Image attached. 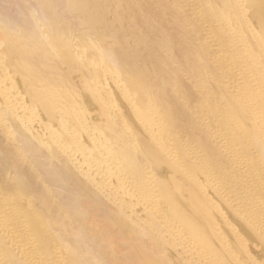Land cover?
Instances as JSON below:
<instances>
[{
	"label": "bare ground",
	"instance_id": "1",
	"mask_svg": "<svg viewBox=\"0 0 264 264\" xmlns=\"http://www.w3.org/2000/svg\"><path fill=\"white\" fill-rule=\"evenodd\" d=\"M21 1L65 67L0 0V264H264V0Z\"/></svg>",
	"mask_w": 264,
	"mask_h": 264
},
{
	"label": "rangeland",
	"instance_id": "2",
	"mask_svg": "<svg viewBox=\"0 0 264 264\" xmlns=\"http://www.w3.org/2000/svg\"><path fill=\"white\" fill-rule=\"evenodd\" d=\"M18 1H20V8H19V12L23 15V20H25V18H26V20L30 17V19H28L29 21L30 20H32V24H34L35 25V31L37 32V35L39 36V37H41V39L43 40V48H46V49H50L49 51V53L50 54H52V56L50 55L49 57H47V56H45L44 54H39L38 55V58L42 61V62H45V63H47V68H46V70H44V73L45 74H52V73H54L55 71H56V67L58 66V68L59 67H62L61 65H63L61 62H59L60 60H58V58H54L55 56H56V54H57V52L53 49V47L52 46H50L49 47V43L46 41V39L48 38L45 34H43L42 33V27H41V25H40V22L37 20V18H35L36 16L33 14V12L34 13H36V11L38 10V8H37V6H35V7H33L34 9H32L29 5H24V3H23V1H21V0H18ZM155 0H151V4H155ZM0 5H2V3L0 2ZM23 5V6H22ZM22 6V7H21ZM30 8V9H29ZM165 8H167V12H165V14L164 15H161L160 17H163L165 20H169L170 18H169V16H168V14H170V12H173V14H174V17H175V21H176V23H179L183 28H186L187 26L184 24V19H183V17H191L192 16V18L194 19L193 21H192V23H193V27H195L197 30L199 29V30H201V31H199L200 32V34H202V35H204V34H206L207 33V31H208V28H210L213 24L212 23H210V22H208V21H203V20H199V18H197L198 17V14L196 13V14H191V8H190V6H189V4L187 3V2H185V1H183L182 3H180V5H179V7L178 8H176V9H173V6L168 2V3H166L165 4ZM37 9V10H36ZM34 10H36V11H34ZM225 11H226V9H225ZM28 14H27V13ZM30 12H32V14L30 13ZM26 14H27V16H29L28 18H27V16H26ZM33 17H34V19H33ZM49 19V18H48ZM50 20H45V22L46 23H48ZM27 22V21H26ZM31 24V25H32ZM188 29V28H187ZM205 32V33H204ZM179 37H181V35H178L176 38H179ZM222 42H224V41H222L221 39H220V36H219V43L217 42V46H220V48L222 49L223 48V44H222ZM79 43H77L76 41H73L72 42V49L74 50L73 51V54H74V56H75V62L77 63V67H78V63H79V67H81V68H77L76 69V72H75V75H73V77H72V80H71V78L70 77H68V78H64V80H62L61 81V84L64 86V87H69L71 84V82L73 83L72 85H73V87H75V88H77V86H75L74 85V83L75 82H78V80H79V82L78 83H80V88H77V89H70V92H69V94L71 95L72 94V96H76L77 97V94H79L78 95V99L81 97V95H80V91H78V89H81V88H83V85L85 84V83H91L92 81H94V74H97L98 73V70L100 69V67H99V65L97 64V61L95 62V59L93 60L92 58H89V57H86L85 56V52L83 51V50H78L79 49ZM3 48V43L0 41V62H2V63H4V61H6V58H5V55H4V53H3V51H1V49ZM40 49V48H39ZM52 58H54L53 59V61H55V65H52L51 66V60H52ZM12 62H14L13 61V59H10ZM58 60V61H57ZM59 62V63H58ZM2 63H0V64H2ZM59 64H60V66H59ZM64 66V65H63ZM65 67V66H64ZM67 68V67H66ZM65 68V69H66ZM53 69H54V72H53ZM57 70H59V69H57ZM68 68L66 69V70H63V68H60V71H62V73L66 76V74L68 73ZM93 70V71H92ZM46 71V72H45ZM50 71V72H49ZM52 71V72H51ZM90 71H92V72H90ZM48 72V73H47ZM82 73V74H81ZM81 75H82V77H81ZM100 78H99V81H101V82H103V76L102 75H98ZM83 77H85V79L86 80H83L82 78ZM88 77V78H87ZM71 81H69V80ZM73 79H75V80H73ZM78 79V80H77ZM81 80V81H80ZM197 83L199 84V85H201L203 88H204V90L207 92V95L209 96V95H211V96H214V95H216V93L218 92V91H222V89H220V87H221V85H220V83L219 82H214L212 79H210V78H206V79H203V80H199V81H197ZM107 84L106 83H103V87H105V88H107ZM188 86H186L185 85V88H187ZM13 91L11 90V92L10 93H12ZM76 94V95H75ZM136 94L137 93H135V92H133V93H131V96H133V97H135L136 96ZM221 95V94H220ZM224 96V95H223ZM223 96L221 97V98H218V100L219 101H221L222 103L224 102V98H223ZM218 97V96H217ZM75 98V97H74ZM76 100V102H75V104H76V107H78V106H81V108L80 107H78V109H82V106H84L83 105V102H81V100H78L77 98H75ZM81 99V98H80ZM216 99V98H215ZM80 101V102H79ZM80 103V104H79ZM82 104V105H81ZM225 105V104H224ZM223 105V106H224ZM224 107H226V105L224 106ZM84 108V107H83ZM207 113V112H206ZM109 119H111L112 120V116H110L109 117ZM120 121V120H119ZM210 126V128L211 129H213L212 127V124H210L209 125ZM100 164V163H99ZM98 165V164H97ZM96 165V166H97ZM77 167L78 166H74L73 168L74 169H77ZM104 188H102L101 190H103ZM123 192V190L121 191V190H115V189H112V191H111V193H109V194H106L105 195V198H107V199H110L111 198V196H112V193H117V194H121ZM122 209H123V211H127L128 213H129V215L131 216V221H132V223H137L138 221H139V219H137V216H136V214H135V210H132V209H130V206H129V203H126L123 207H122ZM121 209V210H122ZM120 210V209H119Z\"/></svg>",
	"mask_w": 264,
	"mask_h": 264
}]
</instances>
